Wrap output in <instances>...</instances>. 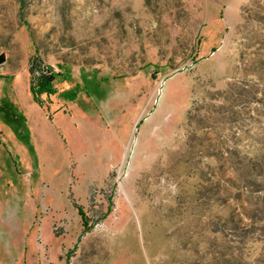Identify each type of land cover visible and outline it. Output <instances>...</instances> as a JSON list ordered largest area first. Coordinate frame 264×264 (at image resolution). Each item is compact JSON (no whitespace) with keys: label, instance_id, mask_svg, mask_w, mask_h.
I'll use <instances>...</instances> for the list:
<instances>
[{"label":"rangeland","instance_id":"rangeland-1","mask_svg":"<svg viewBox=\"0 0 264 264\" xmlns=\"http://www.w3.org/2000/svg\"><path fill=\"white\" fill-rule=\"evenodd\" d=\"M0 264H264V0H0Z\"/></svg>","mask_w":264,"mask_h":264},{"label":"trees","instance_id":"trees-1","mask_svg":"<svg viewBox=\"0 0 264 264\" xmlns=\"http://www.w3.org/2000/svg\"><path fill=\"white\" fill-rule=\"evenodd\" d=\"M48 72L49 70L46 69ZM53 75L51 73L49 74H41L37 78L35 82L31 83L30 90L31 93L35 99V101L39 102L41 104V95L42 94H50L53 92Z\"/></svg>","mask_w":264,"mask_h":264}]
</instances>
